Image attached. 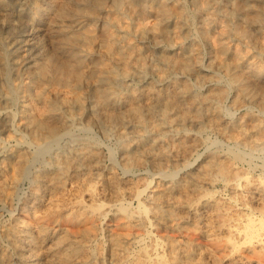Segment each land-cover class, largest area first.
<instances>
[{
	"label": "bare ground",
	"instance_id": "6f19581e",
	"mask_svg": "<svg viewBox=\"0 0 264 264\" xmlns=\"http://www.w3.org/2000/svg\"><path fill=\"white\" fill-rule=\"evenodd\" d=\"M150 14L157 17L152 24L145 21ZM12 15L10 0H0V26H10ZM19 17L24 38L38 49L28 60L23 112L37 148L17 149L12 189L64 137L77 143L71 155L46 161L52 168L36 169L27 219H16L7 230L18 254L25 261L42 255L46 264H102L106 250L109 264H264V174L249 177L238 168L240 150H230V157L210 156L175 179L201 145L200 137L192 138L181 126L197 123L204 114L237 144L264 150V120L257 114L235 122L220 119L228 86L219 74L205 70L195 42L188 40L197 19L200 34L215 49V65L239 91L233 103L255 101L264 109V0H195L194 11L167 0H31ZM151 48L160 50L156 54ZM7 49L0 37V80L6 82L11 77ZM6 82L2 86L8 90ZM93 124L118 138L125 175L99 172L101 149L95 139L72 133L76 128L89 132ZM136 167L152 168L158 180L146 197L155 223L183 232V240L168 235L165 255L139 238L150 234L147 207L137 212L127 206L133 200L144 205L152 183L136 179ZM6 170L0 163V202L10 193ZM162 178L171 181L161 184ZM218 180L230 197L211 189ZM108 195L116 210L106 247L100 224L108 215L103 203ZM58 220L65 228H52Z\"/></svg>",
	"mask_w": 264,
	"mask_h": 264
},
{
	"label": "rangeland",
	"instance_id": "374dc122",
	"mask_svg": "<svg viewBox=\"0 0 264 264\" xmlns=\"http://www.w3.org/2000/svg\"><path fill=\"white\" fill-rule=\"evenodd\" d=\"M30 2L31 0H29V2L28 0H10V4L12 7V11H13V15L11 16L12 23L10 24V26H0V37H2L4 40L8 42L7 65H9L8 69L10 70V74H11V77L7 82L4 80H0V163L6 165V168H7L6 172H7V177H8V190L10 193L12 191L14 193V195L12 194L9 195L10 193L5 194V196L0 202V264H46V260L42 255L41 256L35 255L32 258H30L28 261H25L15 250L14 244L12 242V239L8 235L7 230L14 224L16 219H21V220L27 219V214L25 212V209H26L25 204H27V199L31 198L33 194V183H34L35 173L37 172V170L43 166L52 168L51 163L45 164L46 161L49 162L50 158L54 157V155L55 157H60V154H63V153L71 155L73 152L72 146H74L77 143V141L73 139L72 136L64 137L60 141V144L56 148H54V150L51 153L47 155L39 156L34 162V167L32 168L30 175L27 178H25L23 181H21V183L16 187V190L12 189L11 180L13 176V173H12L14 169L13 164L15 162L14 159L16 158L17 149L18 150L22 149V150L29 151V152H35L37 148L36 144L33 143V141L31 140L29 131L27 130L26 127H24L25 124H24V118H23V114H24L23 112H24V107L26 103L24 102L26 101L25 86L29 80L28 76H25L28 65L30 63V62L28 63V60L36 58L38 55V49L36 48L33 41L31 42V40L25 39L26 37L24 38V34H23L24 31H23V28H21L23 25L22 23H20V17H19L21 11L24 10L26 4H30ZM167 2L172 7H175L182 3L186 6V8L189 11L195 10V0H167ZM154 16L155 15L150 14L145 20L146 23L149 22L148 24H152L153 23L152 20L153 21L155 20L154 22H156L157 17L155 16L156 19H154ZM170 27L172 28L171 29L172 32H174V30L176 29L174 27V24H171ZM189 34L190 35H189L188 40H191V41L193 40L195 42L193 43L197 47L200 55L202 56V64L205 70L209 74H219L222 78V83L228 86L229 90H228L227 96L225 97L227 102L225 99L222 101V104H221L222 115L220 116V119L222 120L226 119V120L235 122L237 119L242 118L243 115H248L252 112L251 114H257L260 117V119L264 120V109H262L257 102L241 100L242 104L233 103L236 97L237 98L240 97L239 91L237 90L236 85H234L233 82L231 83L230 80L227 78L225 70L215 65L214 63V57L216 56L215 49L212 43L207 41L200 34V31L198 29L197 19H195L192 25L190 26ZM146 43L148 44V42ZM151 50L157 54V52L160 49L151 48ZM173 52L175 54L178 52V50L177 52L173 50L172 53ZM175 72L176 71L173 72L174 76L175 75L176 77L182 76V73H180L179 71H177L176 73ZM186 77L188 78L189 81L193 83L196 82L194 75L189 74ZM228 81L230 82V84ZM4 82H6L8 90H6L3 87L4 85L2 86ZM209 119H210L209 116L204 114L202 115V117L199 119L197 123H189V124L185 123L181 126L182 128H188L191 130L192 138L200 137L199 139L201 141V145L198 146L199 148L197 147L196 153L193 156H190L188 160V161H193L191 162L192 164L189 167L183 168L182 171H180V173L175 177V179L182 178V176L187 174L190 170L197 168L200 163H202L204 160H207L210 156H213V155H222V156L225 155L226 156L227 155L228 157H230L232 155L231 154L232 152L230 150H233V149L237 151L240 150L239 152L243 155L242 159H236V165L238 168L242 167L241 170L244 171L246 175L249 177H254V178L263 177L264 162H262V160H264L263 159L264 150L261 147L260 148L258 147L259 149L258 148L254 149L251 146H249V144L247 143L239 142L237 144V142H235L234 139L227 137L223 133V131H220L217 128H215L213 126V123H211ZM206 125H208L209 127ZM100 129L101 127L98 124H93L91 127V131L89 132H85L81 130L80 128L79 129L76 128L75 130L72 131V133H74V135L77 134V136H80L83 138L92 137L93 139H95L96 144L101 149L100 163L97 168L99 169V172L100 171L101 172L116 171L121 176L125 175V171L123 168V162H124V157H125L124 149L120 147L118 138L116 136L114 137V135H105L103 130L102 129L100 130ZM126 129H127V132L131 133L130 135L133 138L132 126L128 125ZM225 137H227V139ZM149 140L152 141V139H149ZM211 140L213 141L211 142ZM209 143H210V146L205 147L206 145H209ZM211 143L212 145L213 144L214 145L212 146ZM215 145H218V146H215ZM245 152H248V153L246 154ZM256 162L261 163V164L259 165ZM168 166L169 168H173L171 161L168 163ZM132 174H134L133 176L136 179L140 177L144 180L152 182L151 186L148 189H146L145 193L143 194L142 198L144 201V205H140V204H143V202H140L138 200L129 201L127 203V206L130 209L137 211V212L142 211L140 210L142 209V206L147 207V209L145 210L146 216L149 219H151V222H152V224L148 226V232H150V234L143 236V237H139V238L145 237V242L147 244H149L150 246L151 245L157 246L158 252H160L159 254L165 255L167 254L168 235L173 234V235H176L178 239L183 240L184 239L183 232L179 231L178 228H172L170 226L162 227L161 225L155 223L156 221L153 219V216L151 215L150 203H148V200H146V197L149 194H151V188L157 185V182H158L155 176L154 170L152 168L143 169L142 167H136L135 170L132 172ZM169 180L171 181V179ZM169 180L168 178L166 179L162 178L160 182L161 184H168L170 182ZM211 189L215 193L225 198L230 197L231 195L230 189L225 185V182L223 180H218L214 184V186L211 187ZM86 199H87V196H84V200ZM103 203L105 204V207L108 209V215L102 220L103 222L100 224L101 231L103 232V233L101 232L100 237L105 242L106 247H108L107 243L109 241L108 239L109 238V228H111V226L114 224L113 214L116 210L114 209L116 202L113 196L108 195L103 200ZM51 226L53 229L59 230L60 227L65 228L66 225L61 224L60 220H58L54 224H51ZM190 227H192L193 231L196 230L192 222H190ZM160 233L162 237L160 236ZM33 235H34L33 237L36 238L34 232H33ZM206 242H208L207 239H206ZM108 257L109 255L106 250L103 256V259L100 261V263L109 264Z\"/></svg>",
	"mask_w": 264,
	"mask_h": 264
}]
</instances>
